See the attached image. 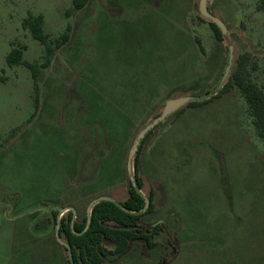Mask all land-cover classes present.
Here are the masks:
<instances>
[{
	"label": "rangeland",
	"instance_id": "obj_1",
	"mask_svg": "<svg viewBox=\"0 0 264 264\" xmlns=\"http://www.w3.org/2000/svg\"><path fill=\"white\" fill-rule=\"evenodd\" d=\"M259 3L209 0L210 10L229 29L219 45L213 42L215 35L209 21L200 13L199 0L180 29L170 20L166 26L167 10L125 11L109 17L97 12L98 0H91L82 10L74 8L73 0H0V224H4L0 229V264H56L40 239L41 235L53 236L54 227L48 233H33V240L27 234L31 222L26 214L7 220L2 211H11L15 216L40 195L38 174L42 164L43 172H47L42 184L52 182L50 165L52 150L59 143L58 131L65 128V123L79 120L73 108L80 97L92 98L94 105L100 100L99 85L103 83L99 74L107 70L105 74L111 73L109 77L115 84L129 85L131 78H142L151 71L150 62H154L164 75L176 70L180 78L185 76L180 94L204 95L220 83L228 64V46L232 44L231 71L246 54V75L264 86V10L259 9ZM39 15L44 17L43 31L52 47L72 27L69 40L57 49L48 67H43L48 57L45 46L24 24L29 16ZM180 36L185 39H180L179 45H170V49L179 51L176 60L170 61L166 48ZM13 47L22 48L23 59L33 63L38 70L36 79L26 65L8 63ZM134 84L142 86L143 82L135 79ZM106 110L111 112L109 107ZM182 110L180 116L199 117V122L209 128L190 143L196 150L213 151L217 167L215 174L209 158L199 159L201 169L195 179L203 183L213 177L221 181L222 188L217 184L210 192L202 189L201 221L198 228L191 229L188 240L179 237L183 242L180 245L174 236L161 237L168 248L155 247L149 255L143 251L148 261L139 264H264V139L256 131L246 100L233 87L211 101L185 105ZM161 111L150 110L152 116L147 123ZM208 205H212L211 211ZM54 216L52 222L56 223ZM105 244L112 246L107 241ZM105 261L136 264L128 258Z\"/></svg>",
	"mask_w": 264,
	"mask_h": 264
},
{
	"label": "crops",
	"instance_id": "obj_2",
	"mask_svg": "<svg viewBox=\"0 0 264 264\" xmlns=\"http://www.w3.org/2000/svg\"><path fill=\"white\" fill-rule=\"evenodd\" d=\"M196 2L197 0H98L97 12L113 17L125 11L149 13L167 10L164 21L166 26L172 21L173 25L178 23L176 28L180 29L184 28L187 15L194 11ZM180 39L185 38H173L174 43L170 42L166 48L170 61L176 60L179 52L174 48L170 49V45H179ZM213 42L221 45L216 38ZM153 63L150 62L151 71L142 78H131L128 80L129 85L119 82L115 84L109 77L112 76L111 73L105 74L107 70L104 74H99V81L103 83L99 85L100 100L94 105L92 98L86 100L85 96L83 99L80 97L76 108H73L79 120L65 123V128L61 125V131H58L59 143L52 150L50 165L52 182L42 184V179L47 174L43 172L42 164V171L38 174L41 179L40 195H35L34 200L28 202L25 209L15 216L10 214L11 211H2L7 220H16L26 214L31 222L27 234L33 240V233L43 230L48 233L54 227L53 236L49 234L43 238L41 235L40 239L48 246V252L56 260V264H65L66 260L70 264L68 254H64L67 249L56 235L58 221L67 217L70 212L74 215L73 222L82 221L84 211L85 216H88L89 205L102 195L124 202L129 197L131 181L130 152L139 131L152 116L150 110L163 111L168 99L184 96L180 94V90L184 87L185 76L180 78L176 70L164 75ZM108 71L111 72L110 69ZM135 79L142 81L143 85H135ZM184 106L172 112L153 129L148 138L156 130L158 132L149 141L147 138L148 142L145 140L139 155V175L144 182L142 192L145 196H149L152 190L155 192L154 210L143 215L140 223L148 227L161 224L164 229L155 235L154 247L147 248L142 240L133 241L128 252L119 260L128 258L136 264L142 260L148 261L149 251L153 248H168L160 238L169 235L174 236L181 245L183 242L179 237L188 240L191 229L199 227L202 189L210 192L217 184L222 188L221 181L218 183L213 177L203 183L195 179V174L200 173L201 169L197 163L199 159L209 158L210 169L215 174L217 167L212 159L213 151L196 150L195 145L190 143L195 135H202L209 128L199 122V117L185 114L180 116ZM107 107L111 112L106 110ZM176 115L179 117H175ZM217 163H221L218 158ZM207 195L208 193L205 194L206 198ZM29 204H34L35 207L32 209ZM212 205L207 206L208 210H212ZM54 212H57V216H54ZM51 216L56 218V223L52 222L54 219ZM181 224V228H178ZM3 226L1 223L0 229ZM62 239L65 240L63 236ZM106 246L112 248L113 245ZM143 251H147L148 255H143ZM110 263L116 262L104 261L101 264Z\"/></svg>",
	"mask_w": 264,
	"mask_h": 264
},
{
	"label": "trees",
	"instance_id": "obj_3",
	"mask_svg": "<svg viewBox=\"0 0 264 264\" xmlns=\"http://www.w3.org/2000/svg\"><path fill=\"white\" fill-rule=\"evenodd\" d=\"M90 2L91 0H73V6L76 10H82L88 7ZM259 9L264 10V0H260ZM43 21V15L37 17L29 16V18L25 19L24 24L30 28L33 37L45 46L48 57L43 67H48L57 49H60L69 40L72 27L69 26L68 31L60 39L56 40V46L52 47L48 34L43 31ZM208 24L217 40L223 41L226 38L215 23L208 22ZM197 41L201 50H203L204 48L198 38ZM245 57L246 54L241 58L238 67L231 73L225 85L215 95L204 100L191 101L187 105L197 106L203 104L236 87L247 102L252 122L259 137L264 139V86H260L246 75L248 68ZM7 61L10 65H26L32 69L33 77L37 78L38 70L33 63L23 59L22 48L13 47L7 56ZM209 92L207 91L206 94ZM38 104L39 101L37 102ZM152 132L153 130L142 141L135 156L136 186L130 181L129 197L124 202H113L110 200L98 202L93 207L91 223L86 231L84 229L87 224V216L82 221L73 222L74 215L73 212H70L67 217L61 219L59 231L61 236H65L66 242L72 246L75 264H101L107 258H119L128 252L131 243L136 240H142L147 248L155 246L154 237L164 227L161 224L148 227L140 223L143 215L154 210L155 192L152 190L149 196L143 194L144 182L139 175V155L145 140ZM146 197L150 199V206L146 211H143ZM54 215L57 216V212H54ZM106 241H109L113 248H108L105 244Z\"/></svg>",
	"mask_w": 264,
	"mask_h": 264
},
{
	"label": "water",
	"instance_id": "obj_4",
	"mask_svg": "<svg viewBox=\"0 0 264 264\" xmlns=\"http://www.w3.org/2000/svg\"><path fill=\"white\" fill-rule=\"evenodd\" d=\"M199 10L201 15L207 19L209 22H213L215 23L222 31V33L224 34L225 37L228 36V26L225 23V21L215 15L213 12H211L210 8H209V0H200L199 1ZM228 50H229V58H228V64L225 68L224 74L222 76V79L220 80V83L218 84V86L214 89L211 90L208 94H204V95H184V96H179L176 98H170L168 99L165 104H164V108L163 111L156 116L155 118H153L149 123H147L138 133L135 142L132 146L131 152H130V156H129V161H130V172H131V181L133 182V184L136 186V178H135V156L142 144V141L145 139V137L147 136V134L153 130L157 125H159L161 122H163L172 112H174L175 110L179 109L180 107L187 105L189 102L191 101H200V100H204L206 98H209L212 95H215L224 85L225 83L228 81L230 75H231V70H232V64H233V59H234V46L232 44H229L228 46ZM103 200H110L115 202L116 199H114L111 196L108 195H102L99 196L97 198H95L91 204L88 207V219H87V224L85 226L84 231H86L91 223V216H92V211H93V207L100 201ZM150 206V199L148 197L145 198V206L143 211H146ZM60 225H57V232L56 235L58 237V239L67 247L68 251H69V259L71 261V264H75L73 259V250H72V246L67 243L65 240L62 239L60 231H59Z\"/></svg>",
	"mask_w": 264,
	"mask_h": 264
},
{
	"label": "flooded vegetation",
	"instance_id": "obj_5",
	"mask_svg": "<svg viewBox=\"0 0 264 264\" xmlns=\"http://www.w3.org/2000/svg\"><path fill=\"white\" fill-rule=\"evenodd\" d=\"M116 201H117V200H116ZM87 217H88V216H87ZM73 218H74V217H73ZM60 221H61V220L58 221V224H57V225H60ZM143 226H144V225H143ZM149 227H152V226H149ZM59 229H60V228H59ZM61 237H62V236H61ZM65 247H66V246H65ZM66 248H67V247H66ZM67 251H68V250H67ZM68 257H69V251H68ZM121 257H122V256H121ZM121 257H119V259H120ZM69 261H70V259H69ZM70 262H71V261H70ZM70 264H71V263H70Z\"/></svg>",
	"mask_w": 264,
	"mask_h": 264
}]
</instances>
